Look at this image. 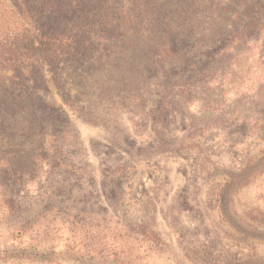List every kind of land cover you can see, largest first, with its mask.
<instances>
[{
  "label": "rangeland",
  "instance_id": "1",
  "mask_svg": "<svg viewBox=\"0 0 264 264\" xmlns=\"http://www.w3.org/2000/svg\"><path fill=\"white\" fill-rule=\"evenodd\" d=\"M81 6L94 56L0 119V264H264V0Z\"/></svg>",
  "mask_w": 264,
  "mask_h": 264
},
{
  "label": "trees",
  "instance_id": "2",
  "mask_svg": "<svg viewBox=\"0 0 264 264\" xmlns=\"http://www.w3.org/2000/svg\"><path fill=\"white\" fill-rule=\"evenodd\" d=\"M105 1L108 3L109 0ZM6 2L10 4L7 8L16 19V26L12 29L5 28L4 19L0 17V87L4 89L2 96L0 93V119L13 118L9 100L14 104L23 101L26 99L24 91L28 88L32 91L30 90L27 98L33 95L34 87L22 84L32 81V71L31 76L29 73L27 77L26 69L38 64L48 65L52 71V67L61 62L75 64L82 58H91L94 56L92 45L97 38V31L89 24L92 12L81 9L83 0ZM106 21L102 20L103 24H99V27L103 28L99 30L106 32ZM44 77L42 73V78ZM53 78L58 85L64 83L63 76L56 70H53ZM6 83L9 85H4ZM63 97L65 101L75 103L65 92ZM8 113L10 114L5 117ZM9 256L19 254L12 252Z\"/></svg>",
  "mask_w": 264,
  "mask_h": 264
}]
</instances>
